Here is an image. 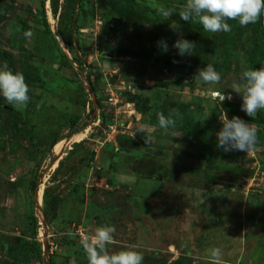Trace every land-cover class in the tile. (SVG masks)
<instances>
[{"label":"rangeland","instance_id":"rangeland-1","mask_svg":"<svg viewBox=\"0 0 264 264\" xmlns=\"http://www.w3.org/2000/svg\"><path fill=\"white\" fill-rule=\"evenodd\" d=\"M49 1L0 0V66L22 73L30 96L21 109L0 97V264H89L85 237L102 226L115 228L110 255L138 251L143 264H213V248L222 264H264V110L249 118L243 88H232L260 68L258 20L208 33L180 20L187 0H127L116 12L59 0L55 15ZM178 33L194 55H177ZM208 64L218 85L195 78ZM96 78L95 106L85 80ZM217 92L231 101L220 105ZM173 110L180 119L165 132L157 114ZM224 113L255 129L254 151L217 149Z\"/></svg>","mask_w":264,"mask_h":264},{"label":"clouds","instance_id":"clouds-1","mask_svg":"<svg viewBox=\"0 0 264 264\" xmlns=\"http://www.w3.org/2000/svg\"><path fill=\"white\" fill-rule=\"evenodd\" d=\"M158 14L170 18L173 9L160 7ZM180 20L191 23L197 20L202 26L203 31L208 33L230 32L231 25L228 20L238 21L241 27L255 24L258 19L264 17V0H187L186 6L179 11ZM179 26L176 24V28ZM31 31L25 33L26 37H31ZM179 38L173 43L177 55H194V43L183 38L178 33ZM157 47L161 52L168 51V44L164 40L157 42ZM195 78L203 84L218 85L221 82V74L216 71L212 64H208L200 69ZM243 88L241 111L249 118L254 117L260 110H264V64L258 70L250 68L241 72L239 81L232 85V88L239 92ZM29 86L25 83L22 73H13L7 65L0 66V97L16 109L27 106L30 96ZM219 104L225 100L231 101V95L224 92H217ZM180 119L178 112L173 110L166 117L162 112L157 114V126L169 132L174 130L177 120ZM220 130L215 133L216 147L224 152L241 151L249 152L255 150L256 131L247 122L239 117L228 119L224 113V119ZM174 138L180 137L173 133ZM151 140L147 137L145 142ZM178 146V145H177ZM179 147V146H178ZM113 226H102L96 229L94 236L85 237L83 245L88 256L89 264H143V255L138 251L122 250L115 254H109L107 246L114 243ZM90 241V242H89ZM213 264H222V251L220 248L211 250ZM75 264V260L71 261Z\"/></svg>","mask_w":264,"mask_h":264},{"label":"trees","instance_id":"trees-1","mask_svg":"<svg viewBox=\"0 0 264 264\" xmlns=\"http://www.w3.org/2000/svg\"><path fill=\"white\" fill-rule=\"evenodd\" d=\"M58 1L59 0H50L49 1L51 11L54 15L57 12ZM65 1L68 3H73V5H77L79 3V0H65ZM106 1L107 0H100V2L103 4V8L105 7L104 8L105 10L111 11V12H116L117 8H122V7L126 6V4H127V0H109L110 1L109 5L105 4ZM43 24H44V26H46L45 21ZM257 33H258V43H257L256 49H257L258 61H259L260 68H261L262 64H264V20L262 17L260 19H258V22H257ZM68 35L70 36V38H72L71 29L69 30ZM163 40H166L167 44L170 41L169 38H167V37H165ZM72 45H73V43H72ZM61 56H62L61 57V59H62L61 64L64 66H67L69 69H73L71 66V63L68 61L67 57H65L63 55H61ZM75 61L78 64V68H80L82 66L80 61L78 59H75ZM8 69H10L13 72V70L10 67ZM79 70H81V72L83 71L82 68H80ZM89 82L91 84V87L95 91L97 89V87L99 86V80L96 78L94 81H89ZM103 123H104L103 120H101V124H103ZM53 144H55V141ZM74 146L77 147L78 145H74ZM263 146H264V144H263ZM42 213L44 216H46L45 212H42ZM31 224H32V236H33V241L31 244L32 249H33V252H36V255H39L41 253V245L39 242L35 241V239L38 237V232L41 228V225H40V220L37 217V214L32 215ZM48 264H52V262L48 261Z\"/></svg>","mask_w":264,"mask_h":264},{"label":"water","instance_id":"water-1","mask_svg":"<svg viewBox=\"0 0 264 264\" xmlns=\"http://www.w3.org/2000/svg\"><path fill=\"white\" fill-rule=\"evenodd\" d=\"M82 74L84 75V72H82ZM86 81V86H87V93L89 94V96L91 97V101L94 103V105L96 106V103H95V97H94V94H93V88L91 87V84H90V82L89 81H87V80H85ZM55 162V159H53L52 160V162ZM51 162V163H52ZM37 197H38V187H36L35 189H34V207L35 208H37V211H38V213H40V215H41V217H42V221H43V224L45 223L44 222V216H43V214H42V212L40 211V209H38V207H37ZM43 239H44V241H45V239H46V234H43ZM47 252H48V247H47V245H46V243H44L43 244V246H42V256L44 257V259H46L47 258Z\"/></svg>","mask_w":264,"mask_h":264},{"label":"built area","instance_id":"built-area-1","mask_svg":"<svg viewBox=\"0 0 264 264\" xmlns=\"http://www.w3.org/2000/svg\"><path fill=\"white\" fill-rule=\"evenodd\" d=\"M214 94V93H213ZM214 99H218L219 100V98H218V96L216 95V93L214 94ZM116 131V129L114 128V127H109V133L110 134H113L114 132Z\"/></svg>","mask_w":264,"mask_h":264}]
</instances>
